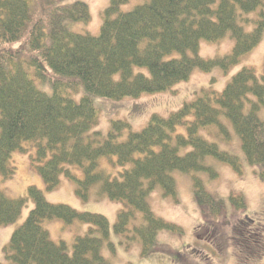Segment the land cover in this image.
<instances>
[{
  "label": "trees",
  "instance_id": "1",
  "mask_svg": "<svg viewBox=\"0 0 264 264\" xmlns=\"http://www.w3.org/2000/svg\"><path fill=\"white\" fill-rule=\"evenodd\" d=\"M131 1L110 0L101 14L100 34L94 36L67 26L90 21L84 1L0 0V176L13 178L12 154L33 148L32 167L47 191H55L64 176L76 183L85 202L107 197L122 203L114 232L127 238L126 247L139 241L147 257L161 246L160 232L182 233L157 217L149 203L157 187L177 201L174 171L215 178L208 159L241 171L237 156L203 134L217 125V135L230 140L221 124L223 115L239 136L247 163L264 178V71L258 75L245 67L221 92L203 87L170 116L153 115L137 132L118 120L104 134L92 96L138 98L171 91L196 69L229 71L264 37V0H138L140 4L124 11ZM229 35L234 40L231 54L201 56L202 41L214 43ZM136 68L147 69L148 75ZM78 90L85 95L77 100ZM103 158L110 159L109 167L102 166ZM119 168L124 169L115 174ZM193 180L205 212L227 208L226 201L206 191L203 179ZM28 200L34 208L4 247L0 264H112L103 254L111 235L109 220L51 204L35 186L28 188L27 198L17 199L0 188V226L17 221ZM229 202L235 209L246 207L242 196ZM52 220L89 229L76 236L70 251L46 229L44 223ZM109 247L113 251L114 244Z\"/></svg>",
  "mask_w": 264,
  "mask_h": 264
},
{
  "label": "rangeland",
  "instance_id": "2",
  "mask_svg": "<svg viewBox=\"0 0 264 264\" xmlns=\"http://www.w3.org/2000/svg\"><path fill=\"white\" fill-rule=\"evenodd\" d=\"M81 1L89 5L90 21L88 23L68 22L67 26L77 33L98 36L102 25L101 14L109 6L110 0ZM137 4H140L138 0H132L122 9L128 11ZM248 28L251 29V27ZM233 47L234 40L229 35L214 43L202 41L200 54L204 58H219L231 54ZM245 67H253L258 75L263 73L264 37L250 54L244 56L238 65L227 72L221 68L210 72L196 69L187 82L178 84L173 90L144 94L138 98L126 97L122 100H112L92 96L99 110V129L107 134L111 122L124 120L135 132L141 131L153 115L170 116L181 108L184 102L193 100L195 92L203 87H210L221 92L232 77ZM135 71L148 75V70L145 68H136ZM83 95L85 93L78 90L75 96L78 100ZM221 124L228 128L230 140H224L217 135L219 132L217 125L210 127L209 132L204 131L203 134H207L210 142L218 143L221 150L237 156L242 164L241 171L238 172L231 165L217 159H208V164L215 167V178H210L211 176L209 177L205 172L192 174L173 172L177 187V201L172 197L164 196L163 189L157 187L149 196V203L154 214L180 227L182 233L177 235L168 231L160 232L161 246L151 256H142V245L139 241H134L130 247H126L127 238L114 232L118 214L124 208L122 203L107 197L85 202L76 194V183L64 176L61 177L55 191H47L43 179L32 167L31 159L35 154L33 148L25 154L20 152L12 154L11 164L15 167L16 174L8 180H2L0 176V188L10 197L17 199L27 198L28 188L35 186L43 191L51 203L66 204L79 212L105 216L110 223L111 235L104 242L103 254L112 264H264V178L259 174L260 170L257 167L247 163L240 138L224 115L221 117ZM112 159L116 160L115 157ZM110 162L109 158H103L102 166L109 167ZM71 169L79 177L82 176L79 169L75 167ZM123 169H117L115 174ZM192 175L203 179L206 191L216 199L226 201L227 208L219 209L214 213L211 209H205L207 211L205 212L195 197ZM232 196H242L246 207L235 209L229 202ZM34 205L32 200H28L17 221L0 226V263L4 261V247L8 245L14 231L28 218ZM140 218L139 216L138 219ZM44 225L52 239L56 242L65 241L70 251L76 236H83L89 229L88 225L80 223L67 225L62 220L46 221ZM109 243L114 244L113 251L110 250Z\"/></svg>",
  "mask_w": 264,
  "mask_h": 264
},
{
  "label": "bare ground",
  "instance_id": "3",
  "mask_svg": "<svg viewBox=\"0 0 264 264\" xmlns=\"http://www.w3.org/2000/svg\"><path fill=\"white\" fill-rule=\"evenodd\" d=\"M25 154V153H24ZM77 194V193H76ZM78 196V195H77ZM79 197V196H78ZM51 203V202H50ZM51 204H54V203H51ZM55 205H58V204H55ZM62 205H66V204H62ZM67 206H69V205H67ZM69 207H71V206H69ZM72 208V207H71ZM10 242V241H9Z\"/></svg>",
  "mask_w": 264,
  "mask_h": 264
}]
</instances>
